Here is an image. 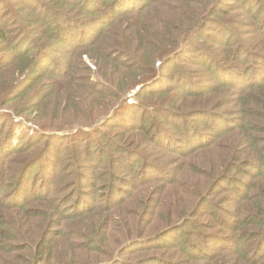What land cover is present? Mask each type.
Here are the masks:
<instances>
[{
  "label": "trees",
  "instance_id": "trees-1",
  "mask_svg": "<svg viewBox=\"0 0 264 264\" xmlns=\"http://www.w3.org/2000/svg\"><path fill=\"white\" fill-rule=\"evenodd\" d=\"M15 1L0 0V7L6 6L0 11V110H9L12 116L27 122H32L30 118L36 113L37 127L48 131L40 119L42 112L54 109L57 114H76L79 111L76 105L84 111L87 103L97 97V90L93 88L96 83L83 60L85 56L93 59L99 68L109 66L126 76L129 85L120 89L118 97L110 96L116 99L114 104L117 99H127L135 88L141 87L137 93L140 96L151 81L166 79V67L179 59L185 65L179 69L184 84L173 87L175 90L153 91L145 97H157L156 102H142L140 109L137 103L129 105L127 100L126 108L136 111L135 117L142 113L137 124L147 139L154 136L147 123L155 117L172 122L181 119L185 129L188 126L190 131L199 119H203L211 128L205 133V144L191 151L202 156L203 167L199 170L187 169L188 161L181 169L171 168L170 162L161 164L155 160L154 154L167 151L163 142L154 141L158 151L140 152L144 169L157 173L151 180L158 184L151 182L156 185L154 188H137L134 192L137 193L135 199L145 204L135 230L134 227L129 229L127 219L121 216L124 201L119 203V193L122 189L112 186L107 188L106 203L92 208L83 200V196L92 194L83 188L76 190L71 206H65L69 197L57 196L58 180L52 183L51 194H40L31 207V203L18 206L20 200L11 203L10 208L0 203V264L7 261L4 253L8 255L16 250H22V254L16 255L12 264H174L160 254L165 249L156 244L161 237L186 228L183 242L173 247L184 259L182 264H197L198 261L204 264H264V0H242L240 3L236 0H35L36 6L28 5L26 0ZM143 1L146 5L142 7ZM233 5L263 23V31L257 28L258 36L248 40L239 38L240 34L252 32V29L226 8ZM98 25H102V29L95 44L97 56L84 46L86 52L66 57L78 39L74 35L80 36ZM223 32H231L237 45L225 41ZM53 54L64 57L53 61L49 59ZM251 58L255 61L248 66ZM188 65L195 69L188 70ZM132 69L139 72L127 73ZM161 69L163 71L159 72ZM242 69H248V77L240 82L237 75ZM211 78L214 82L209 87L207 84L204 91L191 87L193 83H208ZM113 84L120 85L119 82ZM106 93L108 95V91ZM56 98L59 99L56 106L49 110ZM168 99L171 100L167 102ZM223 102L225 104L220 105ZM227 103L232 104V108L225 109ZM115 107L103 110L99 116H109ZM233 114L239 117L235 128L232 122L228 125L229 119L225 118ZM114 115L113 111L107 120ZM223 117L225 124L221 125ZM97 118L81 123L82 127H77L79 129L70 136L75 145L85 137L90 156L95 155L87 137L94 129H85ZM10 120L12 138L6 140L9 132L0 134V155L7 156L1 167L2 170L7 167L8 173L3 174L6 179L16 177L13 165H9L12 161L19 165L17 172L19 168L28 167L29 161L27 164L22 161L32 155L29 145L36 140L35 135H29L28 127L20 138L16 134L17 124L13 118ZM198 131L196 126L194 135L199 136ZM184 134L189 140L191 133ZM166 135L172 136V133ZM25 139L28 145L21 146L20 140ZM13 146L18 147L14 150ZM136 147V142L124 141V148L136 151ZM15 151L18 155L14 158L8 156ZM76 152L83 155L79 150ZM19 154L24 156L19 157ZM160 158L163 159L161 155ZM83 162L81 167L86 168L79 182L86 185L87 171H92L97 164L86 166ZM48 168L51 169L45 184L51 181L54 172V168ZM106 169L107 176L113 178L111 159ZM149 172L145 173L146 180L150 179ZM24 175L21 173L17 182H21L22 187ZM204 179L207 182H203ZM43 188L51 190L44 185ZM169 188L174 191L169 193ZM89 189L93 197H97L98 191L106 188ZM228 191H231L228 201L233 203V211H215L208 198ZM221 200L225 202L226 198ZM161 204L164 207L160 209L165 211L158 214L154 208ZM205 209L209 210L208 216L203 212ZM10 211L18 212L11 215ZM149 215L151 219L145 220L144 216ZM156 220L166 228L151 237ZM191 233L201 238V242L209 237L233 235L227 241L229 246L221 253L203 254L200 249L187 252L189 241L186 237ZM16 241L19 248H14ZM136 248L146 252L151 248L156 254L146 256L142 254L145 252H138L133 255Z\"/></svg>",
  "mask_w": 264,
  "mask_h": 264
},
{
  "label": "rangeland",
  "instance_id": "rangeland-1",
  "mask_svg": "<svg viewBox=\"0 0 264 264\" xmlns=\"http://www.w3.org/2000/svg\"><path fill=\"white\" fill-rule=\"evenodd\" d=\"M238 3H240L242 0H236ZM16 3H22L23 0H16ZM26 3L28 5L36 6L35 0H26ZM141 3V2H140ZM229 3V2H228ZM142 7L146 5V1H143ZM231 4V3H230ZM237 6V5H235ZM6 6L0 7V11H3ZM225 8V7H224ZM227 9H231L234 14L238 15L241 19L246 21L250 27L248 29H252V32H243L239 35V38L241 39H247L248 38H254L258 36L259 31H257V28L261 30V27L263 23H261L260 20L257 18L255 19L251 14L247 13L244 10L237 9L236 7H230L227 6ZM264 8V4H263ZM220 17V16H218ZM102 29V25H98L93 29L85 30L80 36L75 34L78 39L75 40L74 48L71 51H68V54H66V57L73 56L75 53H84L86 49H84V46H88L89 48L87 51L95 53L97 56V48L95 47L96 42L99 41V31ZM217 34V32H213ZM71 37V36H70ZM222 38L225 41H228L231 43V45L236 46L237 41L234 37L231 36V32H223ZM192 42L195 41L194 38H191ZM67 48H69L67 45H65ZM65 47V48H66ZM192 46L190 45L189 49ZM64 50V49H63ZM191 50V49H190ZM71 53V54H70ZM59 54H53L49 56L51 60L60 61ZM64 57V56H61ZM84 62L86 63L87 67H89V70L92 74V81H94L95 86L94 89L97 90V97L95 100L89 101L86 106V110H80V108L76 105V107L79 109V111L76 114H57L54 109L50 110L51 108L56 106V103L59 99H54L52 102L49 112L45 111L42 112L40 115V119H43V122L47 125L48 131H41L37 127V122L39 119H35L36 113H33L31 116V121L27 122L23 118H17L15 116H12V112L6 109L0 110V116L4 119L2 120L0 118V134L6 135L7 132H9V136L6 140L11 139L10 137L13 134V129L10 127V123L12 122L10 119L13 118L14 124H17L16 126V134L21 138L22 132L25 127H28L29 135L36 136V140L33 144L29 145V151L32 152V155L26 158L22 163H28V167L19 168L17 172V167L19 165L12 161L9 165H13L12 168L16 171V177H9L8 179L3 177V174L8 173V170H2V164L6 161V157L3 155H0V188H4L3 191H0V203L3 204L5 208H10L11 203H19L17 202L20 200V204L18 206L23 204H30L29 207L34 203V200L40 195H50L52 192L53 186L52 183L55 180H58V187L60 189L59 192H57V196L66 199V196L69 197V202L64 203L65 206H68L71 204V200L74 199V195L76 190L83 188L85 192L92 194L91 196H83V200L88 208L95 207L97 204H105L107 195L109 196L108 189L111 188H118L122 189V193H119V203L122 202V211L121 216L125 217L127 219V227L130 229L134 227V230L137 227V223L139 220V217L141 216L143 210H144V203L141 201H138L135 199L136 194L134 192L137 188H140L142 190H145L146 188H154L158 184V181H152L151 179H155L157 173L152 172L145 168V164L142 162V156L143 154L140 152H144L146 150H157L158 147L157 144L154 141L157 142H163L162 144L166 146L167 151L162 150L160 151V155L163 157V159L160 158L159 154H154L155 160L160 162L161 164H164L166 162L171 163V168L180 167L181 169H184V165L186 164V161L189 162V166L187 169L189 170H199L202 165V156L200 153L191 152L192 150L198 148V146H201L202 144H205V133L210 132V126L208 125V121H203V119H199L198 122L195 124V128L192 129V131L189 130L190 127H186L183 125L181 119H177L175 122H172L170 120L165 119H158V118H152L147 123L150 127V131L154 132V136L151 139H147L146 136L141 133V130L138 128V122L141 118V112H139L136 117L134 116L136 114V111L131 112V110L127 107L126 108V102L128 100L129 105H135L138 104V109L141 108L142 102H156V98L152 97H145L149 96L153 93V91H161V90H167L171 89L173 87H176L179 84H184L185 79L182 78L179 75V69L181 67H184L183 60H179L176 63L169 64L166 67L165 70V76L166 79H163L161 77V81L154 80L151 81V83H148L145 87V91L140 96H137L138 88H135L132 90L128 95L127 99L119 100L117 99V102L114 104L116 99H111L110 96L116 95L117 97L119 95L118 92L120 89H124L126 86L129 85L128 80L126 79V76H122L123 74L118 73L115 69H111L109 66H104L99 68L95 61L88 56H85L83 58ZM255 61L254 58H251L248 60L247 65H251L252 61ZM60 63V62H59ZM160 68H163V66H160ZM188 70H194L195 67L188 65ZM164 69V68H163ZM163 69H161L159 72H162ZM125 71V68L123 69ZM139 72L136 69H132L131 71L127 72ZM248 69H242L240 74L237 75L238 80L241 82L244 79L248 77ZM86 75V73H84ZM161 73L159 74L160 77ZM112 83H111V82ZM113 82H119L120 85H114ZM214 80L211 78L208 83H193L191 86L194 89H202L200 91L206 90L211 83H213ZM116 84V83H115ZM208 84V87H206ZM112 85V86H111ZM124 85V87L120 88V86ZM150 87V88H149ZM206 87V88H205ZM175 90V88H173ZM108 91V95H106V91ZM147 90V91H146ZM48 97L49 94L47 93ZM172 99V98H171ZM171 99H168L170 101ZM229 102V101H225ZM221 104H225L220 103ZM228 105L225 107V109L232 108V104L227 103ZM112 106H116L109 114V116L102 117L99 116L100 112H103V110L110 109ZM238 108V106H235ZM91 110V111H90ZM80 111L82 112L80 115ZM113 111L115 113L114 117L107 120L110 115H113ZM131 112V113H130ZM119 116L118 118H115ZM98 117V118H97ZM95 123L91 127L86 128L85 130L94 129V131L87 137L88 144L92 146L91 149H93V153L95 156H90L87 153V147L84 142V138H81L79 141H77V145H75L74 139L70 137L73 133L78 130L81 125V123L85 122H91L93 120ZM228 121V125L233 123L232 126L235 128L237 126V119L239 118L237 114L233 115H226ZM35 120V121H33ZM102 120V121H101ZM106 122L104 123V121ZM98 122V123H97ZM211 122V121H210ZM102 124V125H101ZM220 124H225L224 117L220 120ZM125 126V127H124ZM160 126L157 130V127ZM199 129L198 133L199 136L196 134L194 135L195 129ZM37 127V128H36ZM79 127V128H77ZM84 127V126H83ZM129 127V128H128ZM77 128V129H76ZM163 128V129H162ZM140 130V131H139ZM202 130L203 132H200ZM172 133V136H168L166 134ZM185 132H190V138L189 140L186 139ZM60 135H68L65 138H61L63 136ZM17 136V137H18ZM132 141L136 142L137 147L136 151H134V148H124V141L127 142ZM172 140V141H171ZM21 146L28 145L29 142H27V139L20 140ZM18 144V146H20ZM87 144V143H86ZM159 144V143H158ZM18 146H13L14 150ZM76 150H79L83 155H79ZM249 151V150H248ZM18 151H15V153L8 155L11 158H14V156L18 155ZM48 152L50 154L48 155ZM6 153V152H4ZM195 153V154H194ZM24 154V152H23ZM23 154H19V157L24 156ZM31 154V153H30ZM96 158V161L94 162ZM111 159L112 166H113V178L107 176V162ZM84 161V162H83ZM204 161H207L206 158H204ZM81 162V163H80ZM82 162L86 166H93L94 168L92 171H87V177L84 180V185L82 182H79L82 180L81 174H83V169L86 167H81ZM26 163V164H27ZM91 163V164H90ZM195 164V165H194ZM8 165V166H9ZM52 167L54 168L53 174L50 176L51 181H47L45 184V180L47 178L48 172ZM8 168V169H12ZM13 171V170H12ZM11 171V172H12ZM149 172V178H145V175ZM21 173H24L26 175V179L23 182V187L20 184L17 183L19 180V176ZM146 173V174H145ZM24 175V176H25ZM162 179H164V176L162 174L159 175ZM246 181L249 179L245 177ZM112 180L111 183H109ZM93 183L91 185H88L89 183ZM203 182H207L205 179L202 180ZM154 182V185H151L150 183ZM55 184V183H54ZM227 184V183H225ZM45 186V188H50L51 190L42 189V186ZM227 186H229L227 184ZM23 188V189H20ZM89 188L93 189H100V188H106L98 191L97 197H93L92 191H90ZM20 190V191H19ZM117 190V189H116ZM245 190V189H244ZM174 188H169V193L173 192ZM118 192V191H117ZM246 192V191H245ZM49 193V194H48ZM56 194V193H55ZM212 193H210L211 195ZM231 194V191L224 192L219 195H212L208 198L209 205H211V202L214 204L216 210L215 211H222V209H229V211H233V203L228 201V198ZM127 197L126 199H123V197ZM226 198L225 202L221 200V198ZM93 198V199H92ZM186 198H188V194L186 195ZM95 200V201H94ZM198 200V199H197ZM203 201V199H202ZM211 201V202H210ZM118 202V201H117ZM201 202V201H200ZM198 203V205L200 204ZM197 203V201H196ZM205 203V202H204ZM84 204V205H85ZM74 205V204H73ZM197 205V206H198ZM71 206V205H69ZM160 207H164L162 204L157 205L154 210H156L159 213L165 211V209H160ZM14 210V209H13ZM18 211H10L11 215ZM206 213L205 216L209 215V210L205 209L203 211ZM17 215V214H16ZM145 220L149 221L151 219V216H144ZM205 218H202L201 220H204ZM207 219V218H206ZM169 225V227L173 226ZM162 223H159L158 220L154 222V225L151 229V232L153 233L152 236H156L157 234L161 233L166 227H164ZM9 229H6L5 231L7 234H9ZM187 232V228L185 230H178L174 231L169 235H166L165 237H161L156 244V246H159L164 248L165 250L161 251V255L173 262L174 264H182L184 262V259L179 256L175 250V246H178L181 242H183V236ZM233 233H228V235L224 236L221 235L219 237H209L207 239H204L203 242H201V238L197 237L195 234L191 233L189 234L186 239L189 241L187 246V252H189V249H194L200 251L203 254H210L215 253L219 254L221 253L222 249L224 247L229 246V243L227 242L230 236H232ZM142 238V237H141ZM144 239V238H143ZM14 248H19V243L16 241L14 244ZM135 251H131L133 255L137 254L138 252H145L142 253L146 256H152L156 254V251H151L153 249L149 248V250L146 252L140 248L133 249ZM215 251V252H212ZM1 253H3L1 251ZM22 254V250H16L12 251L8 255L4 253V256L6 257L7 261H5L3 264H12V260L15 258L16 255ZM200 256V255H199ZM185 257V256H183ZM250 257V255H249ZM236 258V257H234ZM10 262V263H9ZM188 264H195V263H188ZM197 264H204L201 261H198Z\"/></svg>",
  "mask_w": 264,
  "mask_h": 264
}]
</instances>
